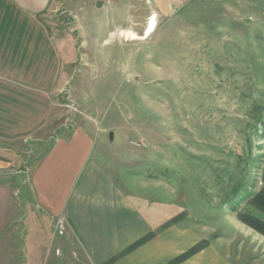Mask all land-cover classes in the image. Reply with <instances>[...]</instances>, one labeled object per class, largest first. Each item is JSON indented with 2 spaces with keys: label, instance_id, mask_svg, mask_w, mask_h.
Wrapping results in <instances>:
<instances>
[{
  "label": "rangeland",
  "instance_id": "1",
  "mask_svg": "<svg viewBox=\"0 0 264 264\" xmlns=\"http://www.w3.org/2000/svg\"><path fill=\"white\" fill-rule=\"evenodd\" d=\"M168 24L131 49L116 37L96 45L116 60L109 69L85 67L80 50L71 75L77 92L67 103L88 100L79 114L121 130L102 157L96 144L93 159L116 171L127 200L153 227L138 247L182 226L225 264H264V236L237 218L263 186L264 130L250 114L264 104V0H189ZM124 56L139 65L136 76L120 65ZM125 146L138 150L126 155ZM28 150L30 158L13 154L16 162L32 166ZM63 221L48 229L42 264H101L77 238L73 249L60 248Z\"/></svg>",
  "mask_w": 264,
  "mask_h": 264
},
{
  "label": "crops",
  "instance_id": "2",
  "mask_svg": "<svg viewBox=\"0 0 264 264\" xmlns=\"http://www.w3.org/2000/svg\"><path fill=\"white\" fill-rule=\"evenodd\" d=\"M188 1L0 0V264H42L57 219L64 220L60 248L73 249L70 240L77 238L101 264L125 253L144 229L153 232L127 200L116 171L93 159L97 143L101 157L108 152L119 126L101 127L95 116L79 114L88 100L66 99L77 92L71 75L80 50L85 67L109 69L116 60L96 45L104 48L115 37L130 49L142 44ZM126 58L120 65L136 76L139 65ZM28 149L33 165L16 162L13 154L29 157ZM124 149L126 155L138 150ZM169 229L117 264H168L197 244L185 227ZM208 248L180 264L226 263Z\"/></svg>",
  "mask_w": 264,
  "mask_h": 264
},
{
  "label": "trees",
  "instance_id": "3",
  "mask_svg": "<svg viewBox=\"0 0 264 264\" xmlns=\"http://www.w3.org/2000/svg\"><path fill=\"white\" fill-rule=\"evenodd\" d=\"M264 104H257L253 107L251 112V118H254L255 120V128L257 126H260L264 130ZM262 182L263 186L261 189L256 193H251L248 196L247 199V209L244 212H240L237 215V218L240 222L243 224H246L256 232L260 233L264 236V166H263V172H262ZM239 185L241 183L239 182ZM239 186L235 187L234 189V196H238ZM170 224V223H169ZM150 239V238H149ZM148 237H144L143 239H140L136 243H134L129 249H135L139 245L145 243L149 240ZM208 244L205 240L199 242L195 246H193L191 249H189L184 254L180 255L176 259L170 261L168 264H180L181 262L187 260L188 258L194 256L201 250H203L205 247H207Z\"/></svg>",
  "mask_w": 264,
  "mask_h": 264
},
{
  "label": "built area",
  "instance_id": "4",
  "mask_svg": "<svg viewBox=\"0 0 264 264\" xmlns=\"http://www.w3.org/2000/svg\"><path fill=\"white\" fill-rule=\"evenodd\" d=\"M106 1V3H110L111 2V0H105Z\"/></svg>",
  "mask_w": 264,
  "mask_h": 264
}]
</instances>
